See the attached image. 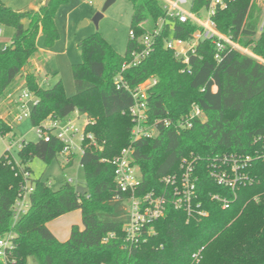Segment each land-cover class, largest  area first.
<instances>
[{
	"label": "trees",
	"instance_id": "1",
	"mask_svg": "<svg viewBox=\"0 0 264 264\" xmlns=\"http://www.w3.org/2000/svg\"><path fill=\"white\" fill-rule=\"evenodd\" d=\"M67 1L48 0L38 11L18 13L0 0V24L13 30L10 44L0 48V100L23 73L24 89L36 100L29 116L32 126L48 118L64 121L77 112L90 121L85 132L97 143L93 147L84 142L79 159L88 190L85 195H78L66 181L54 188L48 180L31 179L29 209L15 221L11 207L23 184L22 173H30L34 158L51 163L63 144L55 138L48 143L39 139L23 143L18 167L6 155L0 158V236L14 234L15 258L28 264H264V64L237 51L225 53L218 63L212 42L206 40L199 43L195 54H189L188 73L164 42L169 36L188 41L197 27L167 19L150 55L125 70L123 77L131 88L150 78L156 80L147 93L149 121L176 120L192 104L203 110L206 121L195 122L180 133L158 126L155 138L131 143L133 124L127 111L133 99L128 92L115 89L114 79L131 52L139 49L137 39L165 17L163 8L158 0H127L134 9L130 30L136 39L129 38L123 55L98 33L85 39L80 44L81 62L71 67L75 92L67 97L60 80L44 89L25 70L37 54L40 35L46 49L58 40L55 17ZM205 5L206 0H193L192 10L197 12ZM263 15L256 0H231L212 19L220 33L264 59ZM7 126L0 120V134L9 130ZM130 146L141 174V193H165L163 178L178 174L182 159L193 158L194 204L206 215L188 216L168 206L164 217L152 224L153 233L130 246L124 233L125 205L115 200L111 165ZM225 156L242 159L245 179L238 189L220 186L210 175L212 164ZM72 162L70 156L65 166ZM212 196L225 199L228 207L223 209L222 201L211 200ZM76 210L82 228L73 225L68 239L59 242L47 224ZM198 253L197 261L193 256Z\"/></svg>",
	"mask_w": 264,
	"mask_h": 264
},
{
	"label": "built area",
	"instance_id": "2",
	"mask_svg": "<svg viewBox=\"0 0 264 264\" xmlns=\"http://www.w3.org/2000/svg\"><path fill=\"white\" fill-rule=\"evenodd\" d=\"M158 1L163 8L165 17L160 18L151 30L137 39L139 49L131 52L130 60L123 64L121 72L114 79L115 89L128 92L133 99V104L127 111L133 124L131 129V143L142 139L155 138L158 135V126L170 127L175 132L180 133L184 130H190L195 122L206 121L203 110L196 104H192L188 113L176 120L163 118L149 121L147 93L156 84V80L150 78L140 85L131 88L123 77L122 73L125 70L137 66L150 55L153 50L154 40L161 34L167 19H176L181 23L189 22L197 27V31L188 41L169 36L164 42L165 48L172 51L174 57L186 66L188 73H190L189 54H195V49L199 43L206 40L212 42L215 49L214 59L218 63L222 60L225 53L237 51L264 64V59L255 56L249 49L243 48L236 43L232 37L224 35L217 30L212 18L217 10L225 9L231 0H206L207 5L197 12L192 10L193 0ZM187 4H189L190 9L184 10L183 6ZM2 31L0 27V36L2 35ZM129 38L131 40L136 39L133 30L129 31ZM211 90L215 92L216 87L213 86ZM31 98L33 107L36 100L27 91H24L23 95L20 96L19 102L22 105L20 108L21 113L17 116L18 120L29 118L31 110L25 106L23 99ZM80 117L84 116H80L75 112L71 118L64 121L48 118L40 125L35 126L36 135L39 140L46 143L50 142L52 138L61 142L63 144L61 152L66 153L67 160L72 155V149H79L82 155L84 142L89 143L93 147H96L97 143L92 134H86L85 132V127L90 123L86 117H84L85 122L82 128L77 127L76 120ZM75 139L79 142V147L76 145ZM23 143L17 142L19 149L23 146ZM133 152L131 146L124 148L111 160L114 181L117 188L115 200L121 201L125 205L128 221L124 226V233L126 242L130 246L135 247L139 245L146 235L153 233L152 224L164 217L168 206H172L175 210H182L188 216L192 214H196L197 216L206 215V212L198 210L199 205L194 204L197 179L194 175L195 164L193 158L189 160L186 158L182 159L180 172L163 178L162 183L167 188L165 193H141L139 192V186L142 179L139 169L134 164ZM16 164L18 167L19 163ZM210 175L218 185L230 190L238 189L242 186V181L245 179L242 176V159L225 156L218 164H212ZM22 178L23 184L20 192L11 207L14 221L28 211L29 196L33 192L30 173L23 172ZM67 183L72 184V181L68 180ZM47 184L48 186H52L50 181ZM211 200L222 201L223 209L228 207L226 200H221L218 196H212ZM111 237L112 234L104 238L102 242L106 243ZM15 250L16 246L12 232L0 236V264H28L21 263L15 258ZM193 258L198 261L199 253L194 255Z\"/></svg>",
	"mask_w": 264,
	"mask_h": 264
},
{
	"label": "rangeland",
	"instance_id": "3",
	"mask_svg": "<svg viewBox=\"0 0 264 264\" xmlns=\"http://www.w3.org/2000/svg\"><path fill=\"white\" fill-rule=\"evenodd\" d=\"M2 1L13 11L22 13L39 8L41 0ZM106 1L68 0L59 6L55 17V25L59 33L58 40L51 49L46 50L44 38L40 35L37 39V48L40 52L37 53V58L31 61L30 66L25 68V70H32L38 84L42 88L49 89L60 80L65 95L67 97L74 95L71 67L81 62L80 44L95 33H98L118 55L125 53L134 13L133 5L127 0H116L103 12L102 18L96 27L92 19L97 12L102 10ZM256 2L263 7L264 11V0H256ZM183 9L189 10V4L184 5ZM147 26L145 24V27ZM0 27L3 30L0 36V48H4L10 44L13 30L1 24ZM23 81L24 75L20 73L0 100V118L9 127L6 133L0 134V158L6 155L9 162L14 166L19 163V146L17 142L35 143L38 141L35 127L32 126L30 119H17V116L21 113L20 108L22 105L19 102V98L25 91ZM9 95L11 96L10 98L8 97ZM23 102L31 110L32 98L23 99ZM3 121L1 120V122ZM84 122V117L78 118L76 120L77 127L82 128ZM75 143L79 147V142L76 139ZM71 153L73 162L68 167L65 166L67 157L64 152L58 153L56 158L49 164L34 158L30 163L31 179L42 178L43 180H48L54 188H58L63 182H68V180L72 181V185L75 188L84 187V170L79 163L81 152L79 149H72ZM79 216L80 211L76 210L61 216V219L53 220L54 223L49 226L53 228V225H55L59 232L66 234L71 228H68V223L77 224L78 227L82 228Z\"/></svg>",
	"mask_w": 264,
	"mask_h": 264
},
{
	"label": "crops",
	"instance_id": "4",
	"mask_svg": "<svg viewBox=\"0 0 264 264\" xmlns=\"http://www.w3.org/2000/svg\"><path fill=\"white\" fill-rule=\"evenodd\" d=\"M2 1V0H1ZM47 1L48 0H41L40 1V3H39V8H36L34 11H38L42 6H44L46 3H47ZM2 3L6 6V7H9L4 1H2ZM10 8V7H9ZM36 45H37V42H36ZM38 49V48H37ZM46 50H49V49H46ZM38 52H40L39 50L37 51V53ZM35 58H37V54L31 59V61H33ZM31 61L29 62V66H30V63H31ZM28 66V67H29ZM37 66V65H36ZM31 72H32V70H30ZM24 75V74H23ZM23 86H24V81H23ZM9 98L11 97L10 95L8 96ZM2 121H3V119L2 118H0ZM4 122V121H3ZM80 218H79V220H81V214H80V216H79ZM58 219H61V217L60 218H58ZM80 222V221H79ZM52 223H54L53 221L52 222H50V223H48L47 224V228H48V230L53 234V236L59 241V242H65L67 239H68V237H69V233H70V229L68 230V233H63V232H59L58 231V229H57V227H55V225H53V228H52V226L50 227L49 225H51ZM75 224V223H74ZM75 225H77V224H75ZM67 226H68V228L69 227H72L73 226V224L72 223H68L67 224ZM78 226V225H77ZM80 229H81V227H79Z\"/></svg>",
	"mask_w": 264,
	"mask_h": 264
},
{
	"label": "water",
	"instance_id": "5",
	"mask_svg": "<svg viewBox=\"0 0 264 264\" xmlns=\"http://www.w3.org/2000/svg\"><path fill=\"white\" fill-rule=\"evenodd\" d=\"M116 0H107L100 12H97L95 16L93 17L92 21L95 24V26H98L99 20L102 18L103 12H105ZM75 191L78 195L83 196L85 195L88 190L85 187H76Z\"/></svg>",
	"mask_w": 264,
	"mask_h": 264
}]
</instances>
